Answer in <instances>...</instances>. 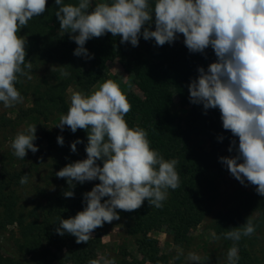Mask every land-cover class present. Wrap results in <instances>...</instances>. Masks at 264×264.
Masks as SVG:
<instances>
[{
  "label": "trees",
  "instance_id": "obj_1",
  "mask_svg": "<svg viewBox=\"0 0 264 264\" xmlns=\"http://www.w3.org/2000/svg\"><path fill=\"white\" fill-rule=\"evenodd\" d=\"M64 3L77 4L78 0H64ZM154 3L155 0H149L150 6L154 7ZM57 10L55 0H47L45 13L33 17L20 31L27 41L26 63H32L29 73L32 78L21 76L16 83L23 100L30 99V104L19 109L14 120L18 125L38 127L33 143L39 150L33 155L28 150L24 159L16 157L13 149L0 157V264H88L92 259H100L102 235L110 223L94 230L87 244H77L74 236L68 233L60 236L55 231L59 218L74 217L84 209L83 194L99 183V180L74 182L71 189L66 179L55 175L68 163L87 158V132L78 129L73 133L67 126L63 131L52 130L48 125L53 117L58 119L67 114L68 90L75 87L89 92L106 79L111 62L122 67L139 91L124 93L132 106L125 117L128 126L144 129L152 149L165 160L178 161L176 171L180 180L177 189L168 190L162 207L150 206L145 200L132 212L117 209L126 240H132L136 255L128 253L127 245L123 244L113 259L116 264H171L170 257L161 253L151 233L164 231L175 247L189 248L192 232L205 222L221 200L219 178L229 175L236 180L220 157L236 155L235 150L229 152L228 148L231 140L237 139L238 143V138L223 129L219 109L205 113L202 105L192 104L189 99L188 85L198 77L197 69L207 70L217 59L215 53L211 47L204 53L189 52L182 34L172 44L163 46L141 36L139 45L133 47L107 33L86 42L92 59L77 57L73 54L77 45L69 33L60 29L55 16ZM43 64L54 65L45 78L38 76ZM65 71L69 75L64 76ZM5 118L1 119L0 128L12 122ZM58 136L64 139L62 146L57 142ZM221 136L223 140L219 139ZM77 139L82 143L77 144L73 153L70 146ZM202 141L207 149L201 146ZM97 163L102 167V161ZM42 166L44 187L37 190L38 203L25 209L21 205L20 179L27 174L29 181ZM70 190L74 197H65L64 192ZM248 217L255 225L251 236H242L239 241L224 239L226 231L242 226ZM212 230L220 237L225 253L219 259H208L206 264H228L227 252L233 244L239 250L237 264H264V246L259 249L260 255L257 249L261 236L264 240V196L247 193L237 207L216 216ZM181 262V258L176 260V264Z\"/></svg>",
  "mask_w": 264,
  "mask_h": 264
},
{
  "label": "clouds",
  "instance_id": "obj_2",
  "mask_svg": "<svg viewBox=\"0 0 264 264\" xmlns=\"http://www.w3.org/2000/svg\"><path fill=\"white\" fill-rule=\"evenodd\" d=\"M55 5L60 29L76 43L73 54L77 57L92 59L86 42L107 33L133 47L139 45L141 36L163 46L172 44L178 34L183 35L191 53H204L211 47L217 59L207 70L197 69L198 77L188 85L190 102L202 105L205 113L219 109L223 129L238 138V143L233 139L228 148L236 155L220 157L221 163L242 185L247 181L264 196V0H155L154 7L149 0L94 5L93 0H78L77 4L55 0ZM46 10L47 0H0V102L5 107L23 102L16 88L19 77L32 78V63H26L27 41L20 31ZM62 74L69 75L66 71ZM131 107L119 85L109 79L90 94L74 92L67 114L60 117L57 126L61 131L67 126L73 133L78 129L87 132V158L68 163L55 175L66 179L71 189L74 182L99 180L83 194L84 209L74 217L59 218L55 229L60 236H74L77 244H87L94 230L119 220L117 209L132 212L145 200L150 206L162 207L168 190L180 186L178 161L165 160L152 149L144 129L128 126L125 117ZM36 139V125L18 132L11 144L14 155L24 159L28 150L35 154L39 150L33 143ZM57 142L62 146L63 137L58 136ZM79 143V139L71 143L73 153ZM97 161H102V167ZM26 183L27 174L20 179L21 185ZM64 196L74 197V192L66 191ZM254 232L255 225L248 217L245 224L223 236L239 241ZM213 237L220 239L215 233ZM238 251L235 244L229 248L228 264H237ZM201 259L193 252L187 255V260L196 264ZM88 264L116 262L101 258Z\"/></svg>",
  "mask_w": 264,
  "mask_h": 264
},
{
  "label": "rangeland",
  "instance_id": "obj_3",
  "mask_svg": "<svg viewBox=\"0 0 264 264\" xmlns=\"http://www.w3.org/2000/svg\"><path fill=\"white\" fill-rule=\"evenodd\" d=\"M104 2V0H93V5L96 3ZM54 70V65L43 64L40 66L38 76L41 78L48 77L49 73ZM113 80L116 82L123 93H139L138 89L131 83L129 76L122 69L117 62H111L108 65V74L106 80ZM103 82L94 86L89 92L84 93L80 89L72 87L67 92V101L70 105V97L74 92H81L85 95L90 94L92 91L97 90L99 85ZM177 103V102H176ZM30 104V99L23 100L21 103H16L14 106L5 107L3 104L0 105V124H3L2 118L12 119L11 123L6 128H0V157L5 155L8 150H12L11 144L18 132L26 131L29 127L27 123L17 124L14 120L16 115L21 108H26ZM182 113L184 111H181ZM6 115V116H5ZM60 117L56 119L53 117L49 123V127L54 130L61 129L57 126L60 122ZM5 118V119H6ZM58 120V121H57ZM66 128V126H65ZM64 128V129H65ZM63 129V130H64ZM38 127L36 126V132ZM202 147L208 148L204 141L201 143ZM33 155V153L31 154ZM45 174V168L43 166L34 172L28 183L20 187L21 193V205L25 209L33 208L38 203L37 190L44 187L42 176ZM219 188L221 192V200L215 207L211 215L207 217L205 222L192 232L193 242L192 245L187 249H180L173 245L171 237L164 231H158L151 233V236L155 237L158 241V247L162 254H166L171 259V264H176V257L179 255L181 258V264H196L187 260V255L190 252L196 253L202 259L199 264H206L208 259H219L221 255H224L225 249L221 247V241L213 237L214 231L212 230V224L214 219L219 213H225L234 206H238L242 200L246 198L247 193H257L255 186L251 184H240L229 175H224L219 178ZM11 229V228H10ZM15 229V228H12ZM258 245V254H262L260 250L264 246V240H260ZM123 244L127 245L128 253L136 255V248L132 240H126L124 234L123 225L120 220H114L105 228L104 234L102 235V245L98 250V255L101 258L113 260V258L119 253ZM260 249V250H259ZM182 252V255L180 254Z\"/></svg>",
  "mask_w": 264,
  "mask_h": 264
}]
</instances>
